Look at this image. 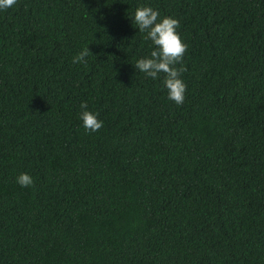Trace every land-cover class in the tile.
I'll return each instance as SVG.
<instances>
[{
    "label": "trees",
    "instance_id": "1",
    "mask_svg": "<svg viewBox=\"0 0 264 264\" xmlns=\"http://www.w3.org/2000/svg\"><path fill=\"white\" fill-rule=\"evenodd\" d=\"M140 6L180 22L183 105L134 67ZM0 264H264V0L0 10Z\"/></svg>",
    "mask_w": 264,
    "mask_h": 264
},
{
    "label": "clouds",
    "instance_id": "2",
    "mask_svg": "<svg viewBox=\"0 0 264 264\" xmlns=\"http://www.w3.org/2000/svg\"><path fill=\"white\" fill-rule=\"evenodd\" d=\"M17 2L18 0H0V10H7ZM134 23L140 33H146L145 39L154 45L150 56L139 59L134 67L152 79H158L163 73L168 99L177 105H183L187 85L181 77L187 71L186 66H183L187 44L178 31L180 22L171 17L160 18L159 11L150 6H140L135 11ZM89 55L92 53L89 47H85L73 57L72 63L86 65V57ZM80 109V119L85 130L89 133L98 132L103 127L99 113L88 110L87 102H82ZM17 183L21 187L34 185L33 178L27 173H21L17 177Z\"/></svg>",
    "mask_w": 264,
    "mask_h": 264
}]
</instances>
